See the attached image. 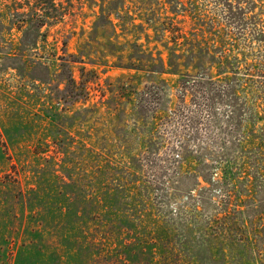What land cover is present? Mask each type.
Here are the masks:
<instances>
[{
  "label": "rangeland",
  "instance_id": "374dc122",
  "mask_svg": "<svg viewBox=\"0 0 264 264\" xmlns=\"http://www.w3.org/2000/svg\"><path fill=\"white\" fill-rule=\"evenodd\" d=\"M52 1L19 61L50 5L0 0V264H119L137 235L180 264H264V0H230L242 26L216 0ZM136 53L165 72L123 68ZM160 81L138 119L134 93Z\"/></svg>",
  "mask_w": 264,
  "mask_h": 264
},
{
  "label": "trees",
  "instance_id": "16d2710c",
  "mask_svg": "<svg viewBox=\"0 0 264 264\" xmlns=\"http://www.w3.org/2000/svg\"><path fill=\"white\" fill-rule=\"evenodd\" d=\"M216 1H218L219 4H221L222 8H224L223 16L225 18H228L227 21H231L234 24L236 23L237 25L242 26L241 15L243 13L241 11L234 12L233 10L236 7H233L230 0H216ZM233 2L238 3V0H233ZM47 4L50 5V7L42 8V12H41L42 14L39 16V19H35V20L30 19L29 21L25 20V22L27 23V27L23 31V36L20 41L21 43L19 49L20 53H17L16 58L22 59L24 55L21 53L24 51V49L26 50L27 47H32L37 44L38 38L40 37L38 32L43 26L48 24V20H54V21L57 20V18H55L52 13V11L56 12L55 6L53 5V1L47 0ZM50 8L52 9L51 11H49ZM24 15L25 14L16 15V17L20 18V16H22V18L19 21L24 22L23 20ZM108 16L109 13H107L106 16H103L102 14L101 18L104 19V17L107 18ZM105 22H107V24H111V22L108 21L107 19L105 20ZM32 32H33V36H31L30 34ZM20 59L19 61H21ZM58 59L61 61V63L59 65L60 71L57 74L56 78L58 84L60 83L64 84V88L62 90H58V89L56 90L57 93L60 95L59 100H62L66 105H70L73 102H76L80 98L82 92L80 91L81 89L78 90V87L75 85L76 83L70 71V64L76 63L78 61L76 60L75 57L72 56H66V58L62 56V57H58ZM130 60L133 61H131L128 65H126L123 68L141 71L146 73L147 76H157L165 72V68L162 61L160 59H157L158 63H156V59H154L149 55H145L143 53H136L130 55ZM22 64L25 65L24 62ZM33 66L42 68L41 71L44 72H42L43 74L38 77H29V78L34 81H39L40 83L49 84L50 82H46L50 77L49 74L50 69L48 67L49 66L48 63L45 64L39 61L33 63ZM202 81L203 78L201 76L198 77L197 82H195L196 86L202 84ZM224 81L226 84V79H224ZM180 84H182V88L184 89L187 86L186 82L183 81H180ZM160 85H164V82L160 81L158 85L151 84L150 86H145L144 90L134 93L136 103L133 106V108L135 111L134 114H136L138 119H143V115L147 114L148 110L155 108L157 89ZM222 89L223 91H227L228 87L224 86ZM258 169L260 168L258 167ZM109 170L110 168H106L105 171L102 172V175L104 176L105 174H109L110 173ZM244 179L249 182V174H247V176L245 175ZM244 192L247 195L249 191L245 190ZM93 209L96 210L97 207L94 206ZM262 213H264V211H259L258 214H255L259 216V221ZM256 233L253 232V236L258 239V242L264 239V227L259 229L258 234ZM145 237L146 238L148 237V240H145L144 238L139 239L138 235L136 236L132 244H130V248H128L129 252L128 253L121 252V255L124 256V259H122V261L119 260V264H180V260L178 259L179 255L176 254L177 252L174 247L171 248L168 245L162 244L160 242V239H158V241H154L151 235Z\"/></svg>",
  "mask_w": 264,
  "mask_h": 264
}]
</instances>
